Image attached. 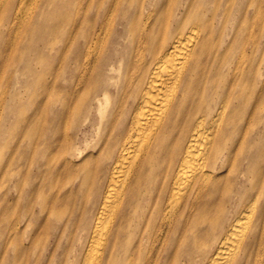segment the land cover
Here are the masks:
<instances>
[{"label": "bare ground", "instance_id": "bare-ground-1", "mask_svg": "<svg viewBox=\"0 0 264 264\" xmlns=\"http://www.w3.org/2000/svg\"><path fill=\"white\" fill-rule=\"evenodd\" d=\"M229 4L0 0L2 264L35 248L34 213L45 227L49 195L65 200L57 173L72 164V126L85 127L87 110L104 120L112 79L125 91L134 74L122 71L134 64L119 156L76 264H145L164 231L182 229L194 209L213 226L208 207L229 199L237 210L198 264H264V0H238L237 26ZM151 192L158 201L142 219Z\"/></svg>", "mask_w": 264, "mask_h": 264}, {"label": "rangeland", "instance_id": "rangeland-1", "mask_svg": "<svg viewBox=\"0 0 264 264\" xmlns=\"http://www.w3.org/2000/svg\"><path fill=\"white\" fill-rule=\"evenodd\" d=\"M229 8L230 12H232L231 17L237 26L239 24L238 15L236 14L239 8L238 0H230ZM122 43H116L112 48L116 55L125 52L123 51L125 47H123ZM118 58L119 56L114 57L112 61H116ZM135 59L139 60L137 54ZM11 62L15 63L16 61L11 60ZM136 67L137 64H134L129 71H122V77L131 73L134 74L133 79H122L129 82L131 88L129 85L125 91L118 92L116 84L120 79H112L111 104L107 108V115L104 120L100 121V119H97L99 117L98 113H95L97 117L95 116L90 119L91 113L87 110L85 111V119L82 123L85 124V127L72 126L70 139L73 141V144L69 148L73 154L71 159L72 164H67L63 167L65 174L63 173L62 176H60V172L57 173L58 178L64 183V187H66L65 192H62L65 200L52 204L51 201L55 198L53 196H55L57 190L49 195L48 204L52 207L49 208L47 215V217L49 216V220L45 224V227L41 225L39 213L37 212L38 216L34 213L33 223L37 237L35 248L32 251L21 249V253L16 259L17 264H76L79 260L83 252L90 224L100 202L99 188L103 189L110 174L112 163L119 156V149L115 144L114 138L123 129L120 123L117 125L118 121L126 118L131 106L130 93L132 85L137 80V75L139 74ZM134 68H136L135 71ZM116 75L117 73H115V77ZM87 117L89 119L86 120ZM108 117H112V119L110 120ZM112 121L115 125H112ZM179 130L176 133L177 139L181 138ZM78 162H83L88 167L87 175L89 178H86V180H84L85 175L82 174L80 168L76 165ZM82 181V188H80ZM57 186L59 185L57 184ZM155 187H157L160 193L158 184ZM159 193L151 192L150 195H153V198L149 199L148 197L143 201L139 209L142 219L143 215L144 217L145 215L148 216L153 211L158 201L156 197ZM224 204L222 207H214V209L208 207L212 215L217 216L218 221L213 226L208 221L205 222L202 215L199 216L197 210L194 209L190 218L182 222V229H173V231L169 230V232L164 231L160 235V237L163 235L160 241L155 243V246L151 248V252L148 254L146 251L145 264H198L199 260L203 257V253H206L210 242L224 232L228 226L227 220L237 210L233 206L232 199H229ZM218 214H220V217H218ZM194 215L196 217L199 216L200 223L198 224V229L191 228L192 223H194ZM138 222L139 220L137 224ZM139 238L140 236L137 239ZM206 241L207 243H203ZM15 242H18V239H15ZM194 243L195 245L193 246ZM197 244L202 245L203 251L196 248ZM190 258L194 260L190 262ZM2 262V259H0V264ZM6 262L7 259H5Z\"/></svg>", "mask_w": 264, "mask_h": 264}]
</instances>
